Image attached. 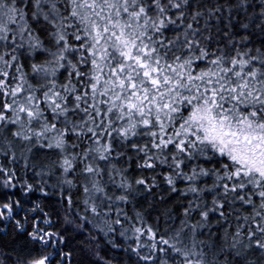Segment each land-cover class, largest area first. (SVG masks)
I'll list each match as a JSON object with an SVG mask.
<instances>
[{"label": "snow or ice", "instance_id": "obj_1", "mask_svg": "<svg viewBox=\"0 0 264 264\" xmlns=\"http://www.w3.org/2000/svg\"><path fill=\"white\" fill-rule=\"evenodd\" d=\"M0 264H264V0H0Z\"/></svg>", "mask_w": 264, "mask_h": 264}]
</instances>
